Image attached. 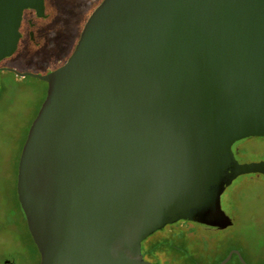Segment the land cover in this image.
Segmentation results:
<instances>
[{
	"label": "water",
	"instance_id": "obj_1",
	"mask_svg": "<svg viewBox=\"0 0 264 264\" xmlns=\"http://www.w3.org/2000/svg\"><path fill=\"white\" fill-rule=\"evenodd\" d=\"M0 0V62L22 13ZM22 147L16 195L40 264H153L142 241L186 221L232 225L220 206L243 175L233 145L264 138V0H103ZM231 250L218 264H228Z\"/></svg>",
	"mask_w": 264,
	"mask_h": 264
},
{
	"label": "rangeland",
	"instance_id": "obj_2",
	"mask_svg": "<svg viewBox=\"0 0 264 264\" xmlns=\"http://www.w3.org/2000/svg\"><path fill=\"white\" fill-rule=\"evenodd\" d=\"M102 1L49 0L56 41L26 56L20 43L13 56L0 62V69L45 75L59 68ZM46 91L45 82L0 70V264H40L17 200L16 178L22 147ZM232 152L240 164L264 162V138L238 141ZM220 206L231 226L206 231L186 221L167 225L142 241L143 259L153 264H217L231 250H237L247 264H264V176L236 178L222 193ZM228 264L238 263L232 258Z\"/></svg>",
	"mask_w": 264,
	"mask_h": 264
},
{
	"label": "flooded vegetation",
	"instance_id": "obj_3",
	"mask_svg": "<svg viewBox=\"0 0 264 264\" xmlns=\"http://www.w3.org/2000/svg\"><path fill=\"white\" fill-rule=\"evenodd\" d=\"M49 9V0H42L41 7L24 9L19 28L21 37L18 42V46L20 43L24 45V56L29 55L30 52H41V50L56 41L52 37ZM195 225L193 223L192 226L194 227ZM196 226L206 231H217Z\"/></svg>",
	"mask_w": 264,
	"mask_h": 264
},
{
	"label": "trees",
	"instance_id": "obj_4",
	"mask_svg": "<svg viewBox=\"0 0 264 264\" xmlns=\"http://www.w3.org/2000/svg\"><path fill=\"white\" fill-rule=\"evenodd\" d=\"M155 253H157V252H155ZM224 258H225V257H224ZM224 258H222V259H224ZM232 258L235 259L236 262H237L238 264H240V262L238 261V259H237V257H236L235 255H233ZM242 258H243V257H242ZM222 259H221V260H222ZM221 260H220V261H221ZM220 261H219V262H220ZM219 262H218V263H219ZM218 263H217V264H218Z\"/></svg>",
	"mask_w": 264,
	"mask_h": 264
}]
</instances>
